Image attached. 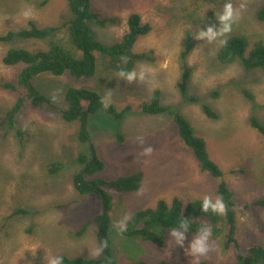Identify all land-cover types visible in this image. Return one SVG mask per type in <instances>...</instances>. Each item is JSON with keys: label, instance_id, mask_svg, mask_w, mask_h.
<instances>
[{"label": "rangeland", "instance_id": "374dc122", "mask_svg": "<svg viewBox=\"0 0 264 264\" xmlns=\"http://www.w3.org/2000/svg\"><path fill=\"white\" fill-rule=\"evenodd\" d=\"M228 2L238 16L231 31L219 39L243 35L251 43L264 44V24L256 20L264 0H89L92 12L119 21L114 27H92L97 40L105 45L121 40L131 14L150 25V33L139 38L133 48L135 54L152 52L153 62L134 67H144L146 79L125 83L110 69L109 59L100 54H95L91 78L69 72L61 77L39 75L31 84L55 110L26 100L17 116L22 137L8 126L6 114L19 97L26 98V91L18 85L23 66L8 67L2 59L11 49L46 50L48 41L0 43V264H36L40 260L47 264L51 256L100 259L103 255L96 254L98 229L91 223L101 213V203L93 195H79L72 183L79 169L75 159L88 145L79 141V123L62 120V112L69 107L65 101L68 89L95 90L102 97L110 96L107 106L117 111L129 108L121 120L105 111L88 115L85 126L89 146L105 166L98 177L112 180L136 172L143 175L138 192L113 198L108 238L117 264L137 260L197 264L186 254L192 237H187L181 248L164 232L165 245L156 248L125 238L113 225L125 217L128 220L136 211L154 208L160 200L169 203L177 198L186 206L205 196L217 197L219 181L200 172L194 156L181 142L172 116L141 111L155 90L161 92V103L184 117L204 139L210 158L223 172L222 180L236 200L251 203L264 198V138L249 124L251 118L264 123V70L247 72L238 62L221 64L217 57L220 43L193 39L199 27L216 24L215 16ZM25 11L30 15L25 17ZM71 19L66 0H0V36L25 28L29 22L39 28L58 27L51 40L80 57L63 26ZM187 45L190 51L185 62L192 69L188 94L196 96L198 103L183 99L177 90L181 53ZM5 84H12L15 90L5 89ZM202 105H208L217 119L206 118ZM145 147L153 150L149 156L141 154ZM53 163L62 164V171L55 175L49 172ZM87 223L85 233L77 237ZM222 239L214 240L198 263L235 264L232 251L223 250ZM236 239L243 247H264V209L238 214Z\"/></svg>", "mask_w": 264, "mask_h": 264}, {"label": "trees", "instance_id": "16d2710c", "mask_svg": "<svg viewBox=\"0 0 264 264\" xmlns=\"http://www.w3.org/2000/svg\"><path fill=\"white\" fill-rule=\"evenodd\" d=\"M69 6L72 19L64 23L69 31L71 43L74 49L80 53L77 57L73 52L62 45L53 42L51 39L59 31L58 27L45 26L37 27L33 22H29L27 27L8 31L0 36V43H11L17 40H37L48 41L46 50L27 51L25 49H11L2 59V63L8 67L22 65L23 69L18 75V85L26 91V98L19 97L11 109L6 114V121L11 129H15L18 137L23 133L19 128L17 116L22 110L26 100L31 105L39 107L47 105L55 110L50 102L42 97L32 86L31 81L43 74H51L56 77L63 76L69 72L75 77H93L95 74V54H100L109 59L110 69L117 73L120 69L131 70L136 64L141 62H153L152 52L133 53L134 45L139 38L147 36L151 27L144 24L141 17L131 14L126 20V31L121 40L114 45H105L99 42L92 30V27L106 28L119 24L115 17L106 16L99 12L90 10L89 0H66ZM257 22L264 24V4L256 13ZM225 43L221 44L217 57L221 64L230 65L235 62L240 63L247 71L264 70V44L262 42L251 43L243 35H231L227 37ZM190 51L187 45L181 53V74L177 83V90L180 96L190 103H198L196 96H189V86L192 76L191 67L185 62V58ZM126 59L127 63H124ZM7 90H15L12 84H5ZM102 96L95 90L88 88L68 89L65 93V101L68 109L62 112V120L66 123H79L81 129L79 141L82 145H88V136L85 132L88 115H95L99 111H105L116 120H121L129 110L128 107L117 111L113 106H104L101 103ZM84 104L87 105L84 108ZM201 110L206 118L217 119L216 114L208 105H202ZM141 111L148 115L170 114L176 126L179 138L183 145L192 153L198 163L201 173L209 174L216 180L217 196H222L226 205V214L216 216L200 210L201 201H195L184 206L182 202L174 198L171 202L160 200L154 208L143 209L134 212L126 221V227L121 232L127 239H139L143 243L151 244L156 248H163L166 237L163 234L172 227L179 219H190L193 221L192 228L199 223L207 222L212 226L213 241L222 239L224 251H232L235 264H264V247L259 245H249L243 247L236 239V222L239 213L264 209V198L251 203L242 202L234 198L233 192L222 180L223 172L218 165L210 158L206 142L197 136L187 122L178 113H173L169 106L161 103V92L155 90L147 103L141 106ZM250 127L264 138V123L256 118L249 121ZM80 153L75 159V164L79 167L73 174V187L79 195H93L101 203V213L97 215L91 223L96 224L98 229V242L104 245L103 255L100 259L68 258L61 257V264H117V257L112 252L111 242L108 238V226L110 214L113 208V198L121 194L136 193L139 191L143 179L141 172H136L128 176L119 177L112 180L103 179L97 174L104 171L103 162L96 155L93 147ZM49 172L53 175L62 171V164L53 163ZM17 214H26L24 211H16ZM89 223L84 224L76 233L81 237ZM189 233L187 237H192ZM36 264H44L41 260ZM133 264H177L170 260L146 261L137 260ZM198 264H207L199 262Z\"/></svg>", "mask_w": 264, "mask_h": 264}, {"label": "clouds", "instance_id": "9594fccd", "mask_svg": "<svg viewBox=\"0 0 264 264\" xmlns=\"http://www.w3.org/2000/svg\"><path fill=\"white\" fill-rule=\"evenodd\" d=\"M242 7V6H241ZM25 17L30 15L29 11L23 13ZM238 13L233 9L230 2L225 3L222 11L215 16L216 24L209 25L203 29L199 27V31L194 32L193 39L203 42L217 41L220 44L225 43L224 40L219 39L224 34L231 31V26ZM124 63H127L126 59ZM116 75L127 84H132L134 81H144L146 79L147 70L144 67L133 68L131 70L120 69ZM101 103L107 106L110 103V96L105 95L101 98ZM151 147L143 148L142 155L149 156L152 153ZM200 210L204 213L211 212L216 216H223L226 214V205L222 196L212 198L209 196L203 197L200 203ZM125 217L123 220L114 223L113 227L118 231H123L126 227ZM193 221L190 219H183L179 216L178 221L167 230V235L174 242L177 247H184L185 240L189 233L193 234L192 239L187 245L186 254L192 256L198 264L199 258L206 256L213 244L212 226L207 222L199 223L193 230ZM104 245H98L96 254L99 255L103 251ZM61 257L51 256L48 258L47 264H61Z\"/></svg>", "mask_w": 264, "mask_h": 264}, {"label": "water", "instance_id": "95a60500", "mask_svg": "<svg viewBox=\"0 0 264 264\" xmlns=\"http://www.w3.org/2000/svg\"><path fill=\"white\" fill-rule=\"evenodd\" d=\"M80 77V76H79Z\"/></svg>", "mask_w": 264, "mask_h": 264}]
</instances>
